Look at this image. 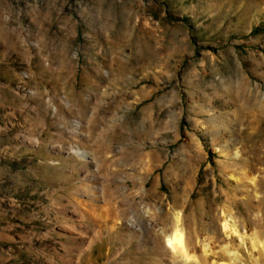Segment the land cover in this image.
<instances>
[{"label":"rangeland","instance_id":"374dc122","mask_svg":"<svg viewBox=\"0 0 264 264\" xmlns=\"http://www.w3.org/2000/svg\"><path fill=\"white\" fill-rule=\"evenodd\" d=\"M0 264H264V0H0Z\"/></svg>","mask_w":264,"mask_h":264},{"label":"bare ground","instance_id":"6f19581e","mask_svg":"<svg viewBox=\"0 0 264 264\" xmlns=\"http://www.w3.org/2000/svg\"><path fill=\"white\" fill-rule=\"evenodd\" d=\"M231 175V174H230ZM177 222H179V216H176ZM223 231L228 234H233L238 232L236 225L234 224L231 216L226 212L223 217L222 223ZM166 242L173 255L180 257L184 262L190 260L193 256L190 254V250L187 246V241L182 229L177 226L173 229L171 233L166 238Z\"/></svg>","mask_w":264,"mask_h":264}]
</instances>
